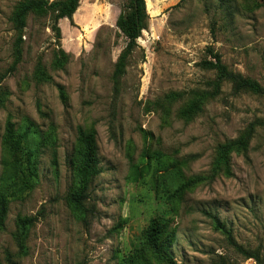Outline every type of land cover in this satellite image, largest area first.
<instances>
[{
    "label": "rangeland",
    "instance_id": "374dc122",
    "mask_svg": "<svg viewBox=\"0 0 264 264\" xmlns=\"http://www.w3.org/2000/svg\"><path fill=\"white\" fill-rule=\"evenodd\" d=\"M23 1L0 0V191L29 159L36 172L8 199L0 264H164L155 224L173 234L176 264L264 260V96L235 93L205 66L212 49L264 87V0H145L148 28L119 88L129 0H81L60 39L58 10L27 14L19 59ZM82 133L95 134L101 169L86 221L72 202Z\"/></svg>",
    "mask_w": 264,
    "mask_h": 264
},
{
    "label": "trees",
    "instance_id": "16d2710c",
    "mask_svg": "<svg viewBox=\"0 0 264 264\" xmlns=\"http://www.w3.org/2000/svg\"><path fill=\"white\" fill-rule=\"evenodd\" d=\"M81 0H65L54 4L43 0H25L18 4L13 15V22L15 24L16 31L18 32V40L16 42L15 50L17 57L20 59L22 55V43H23V32L26 28L25 17L27 14L40 11V10H58L56 17V25L54 30L58 34L60 39V30L58 29V23L61 20H69L73 23V17L79 8ZM132 7L133 13L125 21V30L128 39V46L122 52L119 57L118 63L115 68L113 80L117 88L120 87L121 81L125 75V62L131 55L132 49L136 42L142 35V32L148 28L149 16L147 14L145 0H129ZM208 54L212 58L213 62H206L205 66L217 73V82L231 84L235 93H250L256 96H264V87L259 83L243 77L240 74L231 72L226 65L223 64L222 57L215 53L212 49H208ZM59 93L63 103H66L67 99L65 96L64 89L59 87ZM264 124V122H263ZM11 140L13 145L21 146V140L15 142L13 133H11ZM80 141L83 143L84 155L83 162L80 169V182L81 186L78 194L72 198V202L77 205L83 215V220H87L89 211L84 207V202L90 199L88 194L94 180L101 174L99 162L97 160V145L95 141V134L86 135L81 134ZM27 138V134L22 136V140ZM29 158V155H28ZM36 169L33 168L32 162L28 160V166L25 168L16 167L14 174L7 182L5 190L0 191V227L3 226L8 207V199L10 197H19L31 185L32 178L35 176ZM32 225L31 220L21 221L22 236L24 237L28 231V228ZM166 234L165 226L153 225L147 233L150 245L159 258L164 264H176L173 254L172 246L174 244L173 234H169L164 238ZM231 238V236H229ZM248 259L254 260L257 264H264V260H261L256 254L250 253Z\"/></svg>",
    "mask_w": 264,
    "mask_h": 264
},
{
    "label": "built area",
    "instance_id": "2783aa9c",
    "mask_svg": "<svg viewBox=\"0 0 264 264\" xmlns=\"http://www.w3.org/2000/svg\"><path fill=\"white\" fill-rule=\"evenodd\" d=\"M250 264H256L255 262H251Z\"/></svg>",
    "mask_w": 264,
    "mask_h": 264
}]
</instances>
